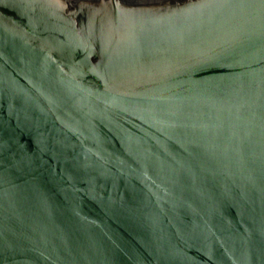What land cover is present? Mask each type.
Segmentation results:
<instances>
[{"label": "water", "instance_id": "1", "mask_svg": "<svg viewBox=\"0 0 264 264\" xmlns=\"http://www.w3.org/2000/svg\"><path fill=\"white\" fill-rule=\"evenodd\" d=\"M0 264H264V0H0Z\"/></svg>", "mask_w": 264, "mask_h": 264}]
</instances>
